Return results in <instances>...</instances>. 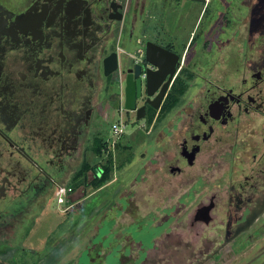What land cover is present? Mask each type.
<instances>
[{"label":"flooded vegetation","instance_id":"obj_1","mask_svg":"<svg viewBox=\"0 0 264 264\" xmlns=\"http://www.w3.org/2000/svg\"><path fill=\"white\" fill-rule=\"evenodd\" d=\"M149 43L159 47L150 58ZM248 153L250 162L240 157ZM204 155L206 171L227 155L248 171L230 202L264 172V0H0V264H60L61 221L51 244L37 250L29 237L50 212L82 218V204L113 185L110 173L98 186L105 167L145 159L178 186ZM60 187L69 192L59 203ZM194 199L176 197L187 211L174 228L208 235L204 259L225 221L216 193ZM101 203L115 222L121 206ZM124 226L139 228H112ZM128 233L122 252L134 242ZM7 249L22 260L3 259Z\"/></svg>","mask_w":264,"mask_h":264},{"label":"rangeland","instance_id":"obj_2","mask_svg":"<svg viewBox=\"0 0 264 264\" xmlns=\"http://www.w3.org/2000/svg\"><path fill=\"white\" fill-rule=\"evenodd\" d=\"M199 10L200 5L196 14L185 18V23L179 28L181 34L193 26ZM112 119L124 118H119L116 113ZM124 131L126 136H129V141H137L138 131L128 125ZM261 139L262 133L258 132L256 140L260 142ZM207 157L208 155H204L194 168L189 169L188 175L192 176L181 180L180 186L173 184L174 178L169 173L160 172L153 166L148 168L145 159H137L123 167L116 166L111 172L114 178L113 185L99 189L92 200L82 204L84 215L82 218L78 215L75 217L72 213L57 215L50 212L36 226L26 245L33 243L32 247L38 250L40 246L37 245L40 244L42 247L44 243L51 244L59 234H62L59 246H63L61 256L64 255L65 259H61L60 264H138L154 241L160 246L161 240H166V247L156 246L150 252L147 250L148 261L141 264H264V172L257 176L254 188L248 187L245 192L237 193L238 201H233V198L230 202L231 193L235 190L231 184L243 181L248 171H240L239 166L235 169L237 162H232L234 156L230 160L228 155L225 165L224 163L221 166L212 165L210 170L206 171L204 168L206 164L203 163L206 162ZM240 157L250 162L252 155L248 153ZM90 190L89 188L87 191ZM188 191L189 194L194 195L195 201L205 195L216 193L219 199L217 212L225 221L220 236L210 235L212 250L205 254L204 259L203 254L207 251L205 241L206 238L208 240V235H197L193 232L189 234L185 230L184 234L178 235L181 229L174 228L178 219L187 211V205L182 207L181 204H176V197L186 195ZM107 196L114 198L116 208L121 206L120 215L115 217V222L110 215H105L109 208L103 207L101 203L102 198ZM107 201L112 202V200ZM126 201L129 202L128 206L123 205ZM52 205L54 208L58 206L56 200ZM91 206L94 209L97 207V211L88 215L86 213L91 212ZM123 206L126 207L122 209ZM225 210L230 213L224 214ZM116 213L119 212L116 210ZM71 215L75 218L73 221ZM59 221L64 225L63 227H67V230L66 233L61 231L56 236L58 231L55 232V227ZM129 223L136 224L140 229L131 226H124V229L121 227L118 231L114 229L118 224ZM198 229L201 232V227ZM168 231L171 235L166 238L164 236ZM128 232L134 242L132 241L130 250L122 252V243H128ZM123 235L126 236L124 241H122ZM3 238L5 239V236ZM177 241L180 243L175 244ZM138 242L142 243L141 247ZM218 243L219 245L214 247ZM12 253L9 249L4 250L3 259L8 262L11 259L22 260L23 257L19 258L22 252L17 255ZM26 255L30 259V253L24 256Z\"/></svg>","mask_w":264,"mask_h":264},{"label":"built area","instance_id":"obj_3","mask_svg":"<svg viewBox=\"0 0 264 264\" xmlns=\"http://www.w3.org/2000/svg\"><path fill=\"white\" fill-rule=\"evenodd\" d=\"M110 129L111 131H113L114 133L118 134L122 131V124L121 123H118V122H114L112 123V125L110 126ZM69 192V189H67L66 187H60L58 189V192H57V201L60 203L61 202V199H62V196L66 193Z\"/></svg>","mask_w":264,"mask_h":264},{"label":"water","instance_id":"obj_4","mask_svg":"<svg viewBox=\"0 0 264 264\" xmlns=\"http://www.w3.org/2000/svg\"><path fill=\"white\" fill-rule=\"evenodd\" d=\"M158 50H159L158 46H155V45L149 43L147 45L148 57L150 58V56H152V51H158ZM125 108L126 109H134V105L132 103H130V101H129L128 93L126 95Z\"/></svg>","mask_w":264,"mask_h":264},{"label":"trees","instance_id":"obj_5","mask_svg":"<svg viewBox=\"0 0 264 264\" xmlns=\"http://www.w3.org/2000/svg\"><path fill=\"white\" fill-rule=\"evenodd\" d=\"M112 171V167L109 166V167H105V172L104 174L102 175V177L97 181L98 182V186L102 185L103 182L109 178V175Z\"/></svg>","mask_w":264,"mask_h":264},{"label":"crops","instance_id":"obj_6","mask_svg":"<svg viewBox=\"0 0 264 264\" xmlns=\"http://www.w3.org/2000/svg\"><path fill=\"white\" fill-rule=\"evenodd\" d=\"M135 243H136V242H135ZM138 243H139V242H138ZM150 251H152V249H149V252H150ZM92 260H93V259H92ZM138 264H141V262H140V263H138Z\"/></svg>","mask_w":264,"mask_h":264}]
</instances>
